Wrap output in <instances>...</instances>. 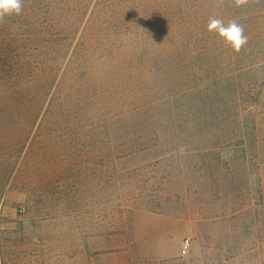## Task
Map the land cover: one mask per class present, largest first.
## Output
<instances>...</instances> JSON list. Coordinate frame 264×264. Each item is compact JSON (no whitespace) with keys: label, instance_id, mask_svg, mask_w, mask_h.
<instances>
[{"label":"trees","instance_id":"trees-1","mask_svg":"<svg viewBox=\"0 0 264 264\" xmlns=\"http://www.w3.org/2000/svg\"><path fill=\"white\" fill-rule=\"evenodd\" d=\"M263 2L23 0L21 13L0 23V160H100L104 183L122 160H211L209 147L185 148L211 132V83L217 94L232 86L234 102L236 80L254 65L207 24L236 19L259 40ZM9 185L27 193L25 215L60 224L56 242L65 248L50 255L53 264H84L79 216L71 229L62 225L67 196L0 174V202ZM37 242L28 246L44 259Z\"/></svg>","mask_w":264,"mask_h":264},{"label":"rangeland","instance_id":"rangeland-1","mask_svg":"<svg viewBox=\"0 0 264 264\" xmlns=\"http://www.w3.org/2000/svg\"><path fill=\"white\" fill-rule=\"evenodd\" d=\"M257 24L264 28V16ZM249 38L239 53L254 66L236 80L241 98L230 102L232 86L219 85L224 92L217 94L211 83V132L185 143L192 153L211 148V160H122L117 177L104 183L100 160H50L49 153L42 160H0V174L34 178L43 192L67 196L62 225L71 229L79 216L90 254L84 264H261L264 31L259 40ZM12 186L0 202L1 264H53L50 255L65 248L60 252L56 242L60 224L25 215L27 193ZM37 239L44 259L28 246ZM14 245L20 246L16 256Z\"/></svg>","mask_w":264,"mask_h":264},{"label":"clouds","instance_id":"clouds-1","mask_svg":"<svg viewBox=\"0 0 264 264\" xmlns=\"http://www.w3.org/2000/svg\"><path fill=\"white\" fill-rule=\"evenodd\" d=\"M225 0H213V3L220 7ZM235 7H243L257 0H230ZM23 0H0V23L5 17L19 15L22 11ZM210 33H216L232 51L239 53L248 43V37L244 34V27L236 19L228 21L227 24L217 17H210L207 24Z\"/></svg>","mask_w":264,"mask_h":264},{"label":"built area","instance_id":"built-area-1","mask_svg":"<svg viewBox=\"0 0 264 264\" xmlns=\"http://www.w3.org/2000/svg\"><path fill=\"white\" fill-rule=\"evenodd\" d=\"M189 246H190V240L187 239V240H185L184 243H183V252H184V253H186V252L188 251Z\"/></svg>","mask_w":264,"mask_h":264}]
</instances>
